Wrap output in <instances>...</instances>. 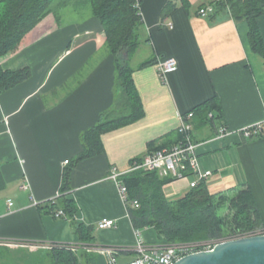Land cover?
<instances>
[{
    "label": "crops",
    "instance_id": "1",
    "mask_svg": "<svg viewBox=\"0 0 264 264\" xmlns=\"http://www.w3.org/2000/svg\"><path fill=\"white\" fill-rule=\"evenodd\" d=\"M168 1L140 0V43L129 65L142 113L103 131V151L75 164L83 131L106 111L127 113L118 102L114 57L100 20L71 6L60 10L59 22L50 12L30 40L0 58L5 69L31 70L28 79L0 92V242L13 254L32 257L54 242L79 243L68 219L38 206L61 191L71 166L66 196L76 205L74 219L94 227L96 255L89 264H107L98 248L106 245L127 249L120 262L127 261L136 229L110 171L128 169L151 142L174 141L179 115L212 99L220 118L193 128L199 166L212 172L208 189L248 184L264 227V136L212 140L220 125L235 130L264 118V58L250 46L248 22L228 7L199 14L217 0H173L175 9L162 17ZM257 25L264 41V14ZM167 56L178 67L164 79L157 64ZM193 178L164 184L167 200L185 196ZM105 218L115 226L99 228ZM141 231L148 246L165 245L153 229Z\"/></svg>",
    "mask_w": 264,
    "mask_h": 264
},
{
    "label": "trees",
    "instance_id": "2",
    "mask_svg": "<svg viewBox=\"0 0 264 264\" xmlns=\"http://www.w3.org/2000/svg\"><path fill=\"white\" fill-rule=\"evenodd\" d=\"M182 2L185 3L186 0ZM68 6L78 11H89L102 23L106 34V46L114 57L116 84L123 98L120 104L127 109V113L120 115L106 111L102 113L97 123L83 131L81 135L83 148L75 158L73 162L75 164L103 151L101 141L103 131L115 124L133 120L142 113L131 77L129 59L140 43L137 30L143 20L140 0H0V58L14 52L20 44L30 40L48 13L52 12L59 22L60 10ZM214 6V9L228 7L232 16L244 18L248 22L250 46L264 58V41L257 25V18L264 14V0H217ZM175 7L173 0H169L162 8V17L171 13ZM147 62L149 61L143 64ZM30 75L31 70L28 67L11 70L0 65V92L23 82ZM188 111L194 113V128L220 118L213 99ZM209 113L212 115L209 116ZM179 138L176 130L172 138L174 141H164L157 145L151 142L147 153L171 147ZM142 159L143 157L137 158L132 165ZM70 172L71 166L64 171L60 191L62 194L54 201L50 199L39 203L38 206L55 216L57 210H62L63 218L71 222L79 243L89 242L97 246L94 227L78 223L74 219L76 205L66 196L70 185ZM121 179L127 188L129 200L138 202L135 207L127 205L133 227L139 230L153 229L162 237L164 244L206 242L212 238L224 240L246 236L256 229L263 228L261 215L248 184L212 193L206 181L201 180L182 198L168 201L162 187L173 179L160 177L156 170L137 169L122 175ZM222 209H228V215H223ZM51 244L53 247L50 252L46 251L43 254L42 260H48L47 264H79L72 249H66L77 244L57 242ZM30 259L32 261L26 264L37 262L36 259Z\"/></svg>",
    "mask_w": 264,
    "mask_h": 264
},
{
    "label": "built area",
    "instance_id": "3",
    "mask_svg": "<svg viewBox=\"0 0 264 264\" xmlns=\"http://www.w3.org/2000/svg\"><path fill=\"white\" fill-rule=\"evenodd\" d=\"M214 11V7L210 5L200 8L198 12L201 16L206 17L213 14ZM177 67L178 62L176 58L172 56L162 57L157 64L158 73L164 79L167 73L175 71ZM211 115L212 114L209 113V116ZM193 117V111H187L179 115V122L176 130L179 133L180 138L171 147L146 153L140 162H135L125 171H119L117 169H112L110 171L108 178L117 184L119 194L126 207L128 204L131 205V207H135L138 204L137 200H129L127 188L121 179L122 175L131 171L137 169H143L146 171L156 170L160 177H169L173 180L193 176L194 178L190 181L189 188L195 187L199 181L206 180L212 174L209 170H201L199 166L196 150L198 145H200V142H197L194 138ZM234 133H239L250 139L263 136L264 118L235 130L228 128L226 125H220L212 140L223 141ZM64 163H68V160L64 161ZM61 194L62 193L59 192L51 200L54 201ZM8 205L11 206L12 201L8 200ZM56 215L58 217H64L63 212L60 209L57 210ZM115 224L116 223L113 219L105 218L100 220L97 226L99 228H106L113 227ZM135 233L137 238L133 247V253L129 259L123 263L120 262V259L125 257L127 249L108 245L98 247L99 251L104 255L107 264H174L175 261L187 254L201 250H209L217 243L222 242L209 240L206 242L148 246L142 236V231L136 229ZM257 234H264V227L256 229L246 236Z\"/></svg>",
    "mask_w": 264,
    "mask_h": 264
},
{
    "label": "water",
    "instance_id": "4",
    "mask_svg": "<svg viewBox=\"0 0 264 264\" xmlns=\"http://www.w3.org/2000/svg\"><path fill=\"white\" fill-rule=\"evenodd\" d=\"M174 264H264V234L229 239L187 254Z\"/></svg>",
    "mask_w": 264,
    "mask_h": 264
},
{
    "label": "rangeland",
    "instance_id": "5",
    "mask_svg": "<svg viewBox=\"0 0 264 264\" xmlns=\"http://www.w3.org/2000/svg\"><path fill=\"white\" fill-rule=\"evenodd\" d=\"M122 101H123V98L121 95L118 97V102L121 103ZM228 212H229L228 209L221 210V213L223 215H228ZM213 239L217 240L220 238H212L211 240ZM224 240H227V239H224ZM224 240H217V241H224ZM145 243L149 245L146 240H145ZM52 247L53 245L49 244L48 246L44 248L43 252H34L33 256L31 257V256H28L27 254L23 256L18 255V254H13L12 250L8 246H6L5 243L0 242V264H26L32 261L30 258L34 260L36 259L37 262L42 261L41 264H47L48 260H44V261L42 260L43 254L46 251L50 252V249ZM66 249H72V251L77 255L79 264H89L94 259V256L96 255V253L94 252V249H96V246L92 245L89 242H81V243H78L77 245L70 246Z\"/></svg>",
    "mask_w": 264,
    "mask_h": 264
}]
</instances>
